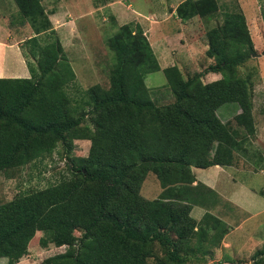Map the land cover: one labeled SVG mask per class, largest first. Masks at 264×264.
<instances>
[{
  "label": "trees",
  "instance_id": "obj_1",
  "mask_svg": "<svg viewBox=\"0 0 264 264\" xmlns=\"http://www.w3.org/2000/svg\"><path fill=\"white\" fill-rule=\"evenodd\" d=\"M12 1L33 36L19 47L30 77L0 78V172L48 157L60 145L68 176L0 204V260L18 263L40 232L41 247H66L41 264H147L156 246L165 255L158 264L206 263L214 244L206 228L222 227L214 246L226 229L209 213L199 222L190 216L213 193L193 186L192 168L231 166L240 149L237 131L217 115L221 106L235 104V123L254 133L253 74L238 73L255 54L243 13L224 12L205 33V55L214 64L186 79L176 66L163 70L174 97L167 104L155 103L145 84L159 66L142 28L119 27L108 40L114 53L108 89L84 90L73 107L66 88L74 73L41 0ZM218 10L217 0H183L175 15L185 23L212 19ZM260 16L264 22V0ZM208 73L221 78L204 84ZM75 140L90 141L86 157L71 158ZM148 174L162 189L151 201L140 194ZM229 264H264V247L248 263Z\"/></svg>",
  "mask_w": 264,
  "mask_h": 264
},
{
  "label": "rangeland",
  "instance_id": "obj_2",
  "mask_svg": "<svg viewBox=\"0 0 264 264\" xmlns=\"http://www.w3.org/2000/svg\"><path fill=\"white\" fill-rule=\"evenodd\" d=\"M182 1L183 0H41V4L60 41L64 55L74 73V83H71L66 88V93L69 94L72 99V106L76 107L79 103L81 93L92 86L98 85L103 89H108L110 85L109 72L114 63V53L108 48V40L116 33L119 27L131 22L137 23L139 27L142 28L143 35L146 36L159 66V71L148 74L145 78V84L150 89V98L155 103L167 104L174 101V97L167 87L166 79L163 74L164 68L168 67L169 64L172 65V63H174L177 68L181 67L180 69L182 73L184 72L183 76L185 79L189 76H193L195 73L202 72L209 67V65L214 64V60H208L205 55L203 47L204 44L205 46L207 44L205 33L221 23L224 12H235L240 10L243 13L247 7L245 4L246 0H217L219 10L212 19H199L196 17L189 20L188 25L180 27L178 25H173L171 31H168V33L170 35L173 33L172 35H174L181 29V38L179 37L176 41L174 40V42L163 43V46H160V50H158V46H155L150 38V32H146L147 28L150 25V27L154 26L158 29L159 25H157V23L161 20L159 14L171 11L176 4ZM262 2L263 0H252L254 12L259 20H262L260 16V5ZM112 5H115V8ZM98 8L100 9L97 11ZM257 30L260 32L263 48L256 50L257 52L255 51V55L258 56H251V58L239 69L238 73L239 75H245L248 72L253 74L252 117L254 126H257V130L264 132V79L261 78L262 75L264 78V57L261 58V56H264V22ZM32 36L33 33L30 26L25 22H21V17L18 14L14 2L12 0H0V40L7 44H15L20 47L24 41ZM179 40H181L184 45L187 41H192L194 46L178 47ZM164 50H166V52L164 57H162L159 54ZM206 75L202 78L204 84H208V75ZM219 75L220 74H218V78ZM29 77L30 76H28V78ZM234 107H236L235 104H225L217 111H219V113L225 110L233 111L232 109H234ZM226 124L238 133L234 139L238 142L240 149H235L234 155L235 153L240 154L241 151L245 153V151L248 150V146L245 147V145L247 143L251 144L249 139H252L255 134L252 136L246 133L242 127L235 123L234 117L227 121ZM73 145V150L70 155L71 158L86 157L88 155L90 141L75 140ZM251 149L252 151L254 150L253 148ZM246 157L248 160L246 163L243 161L241 165L244 167L249 164L248 167L251 173L248 174V176H256L258 174L259 176L262 175L263 177H261L264 178V175L261 174V171H264V161L260 158L256 159L255 153L246 154ZM236 168L239 170L241 169L239 165ZM230 172L232 173V171ZM67 176L65 151L62 150L60 145H57L53 153L48 157L31 161L23 167L11 168L0 172V204L7 203L17 196L30 194L56 185ZM246 179L247 178H243V180ZM257 180L259 179L254 178L252 184H255ZM257 186L258 185H256L255 188H257ZM258 187L257 189L264 188V183L260 182V186ZM161 192L162 189L156 176L148 174L140 189L141 196L151 201L157 199ZM253 223L254 220L250 219L240 230L239 236L243 237L245 242L252 240L246 245V248L253 246L254 250H260L262 246L260 240H256L255 237L250 239L249 237ZM261 225L263 227L261 229V235L264 237V215ZM254 231L256 232V229H254ZM79 235L78 232L75 233L76 237H79ZM41 237L42 233L40 232L34 235L33 239L28 244L27 254L16 264H41L46 258L65 252V246L55 247L50 244L47 247H41L39 243ZM154 251V258L148 259L147 264H158L159 261L164 259V251L162 252L157 246ZM248 251H250V249ZM182 254L184 255L186 252ZM243 255L248 257L242 260H229V263L233 261L248 263L253 254L248 255L244 253ZM218 259L214 258L203 264H219ZM222 262L223 264H229L228 260H221L220 263ZM0 264H6V260H0ZM187 264L197 263L191 261Z\"/></svg>",
  "mask_w": 264,
  "mask_h": 264
},
{
  "label": "crops",
  "instance_id": "obj_3",
  "mask_svg": "<svg viewBox=\"0 0 264 264\" xmlns=\"http://www.w3.org/2000/svg\"><path fill=\"white\" fill-rule=\"evenodd\" d=\"M245 2L247 7L245 8L243 14L246 19V24L248 25L253 47L255 51L260 50L263 48V42L260 38V32L257 29L261 26V24H263V21L259 20L254 12L252 0H246ZM178 4H176L171 11L159 14L161 20L157 23V25H159L158 29L154 26L150 27V25L147 28L146 32H150V38L154 45L158 46V50H160V46H163V43L174 42V40L176 41L179 37L181 38V29H177L178 31L174 35H172L173 33L171 35L168 33V31H171V27L173 25H178L180 27L189 24V21L183 23L176 18L175 10ZM112 6L115 8V5ZM99 9L100 8H98L97 11ZM179 46L193 47L194 43H192V41H187L184 45V43L179 40L178 47ZM203 47L206 51L207 46L204 44ZM165 52L166 50L159 55L164 57ZM262 57L264 56H261V58ZM208 60L212 59L208 58ZM173 66L176 65L172 63V65L169 64L168 67ZM28 74V69L18 45L7 44L6 42L0 40V78H28V76H30ZM207 75L208 83L220 79V75L218 78V74L209 73ZM261 78L264 79L263 75ZM232 110L233 111L225 110L221 113L217 111V115L222 122L227 123V121L231 120L240 112L237 106ZM253 135L254 137L249 139L251 144L247 143L248 145H245V147L248 146V150L245 149V153H242V151L240 154L235 153L233 164L231 166H212L206 169L192 168V173L196 180L193 183V186L197 185V183H201L205 187L209 188L213 193H210L209 200L206 202L205 206H194L191 209L190 216L196 222H199L205 213H209L222 221L226 229L224 236L220 240V244L214 246L215 243L219 241L218 239L222 227L215 225L213 228V225H209L206 228L208 232L205 238L207 241L209 240V242L211 241L214 243L208 247L207 253L203 256V258L207 261L219 258V264H223V262L226 261L220 263L221 260H228L229 263V260L246 259L248 256H244V253H247L248 255L254 254L258 249L254 250L253 246L246 248V245H248L252 240L245 242L244 238L239 236L240 230L250 219L254 220V223L252 227L250 226L252 228H250L252 230L251 233L247 231L250 233L249 237L250 239H253V237H255L256 240L259 239L260 243H262L260 249L264 247V237L261 235V229L263 228L261 221L264 215V188L262 187L257 189L259 188L258 186H260V182L264 183V178H262V175L259 176L258 174L256 176H248V174L251 173L248 167L249 164L244 167L241 165L243 161L246 163L248 160L246 154L255 153L256 159L260 158L264 161V132L257 130V126L255 125ZM251 148L254 150L252 151ZM238 165L241 168L240 170L236 168ZM230 171H232V173ZM261 172V174L264 175V171L262 170ZM243 178L247 179L243 180ZM254 178L259 180H257L255 184H252V180ZM256 185H258L257 188H255ZM254 229H256V232ZM204 243L207 244L208 242ZM249 249L250 251H248ZM203 253H205V251H203Z\"/></svg>",
  "mask_w": 264,
  "mask_h": 264
},
{
  "label": "water",
  "instance_id": "obj_4",
  "mask_svg": "<svg viewBox=\"0 0 264 264\" xmlns=\"http://www.w3.org/2000/svg\"><path fill=\"white\" fill-rule=\"evenodd\" d=\"M263 54H264V53H263ZM252 56H254V57H255V56H258V55H255V54H254V55H252Z\"/></svg>",
  "mask_w": 264,
  "mask_h": 264
}]
</instances>
